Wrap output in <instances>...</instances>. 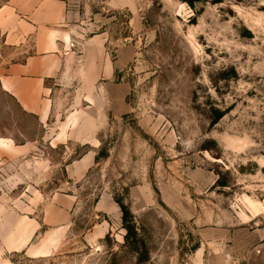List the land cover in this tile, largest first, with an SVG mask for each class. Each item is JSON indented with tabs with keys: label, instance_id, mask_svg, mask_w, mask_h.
Returning a JSON list of instances; mask_svg holds the SVG:
<instances>
[{
	"label": "rangeland",
	"instance_id": "374dc122",
	"mask_svg": "<svg viewBox=\"0 0 264 264\" xmlns=\"http://www.w3.org/2000/svg\"><path fill=\"white\" fill-rule=\"evenodd\" d=\"M15 3L0 0V264H264V0ZM56 39V76L4 90Z\"/></svg>",
	"mask_w": 264,
	"mask_h": 264
},
{
	"label": "crops",
	"instance_id": "0c3cea01",
	"mask_svg": "<svg viewBox=\"0 0 264 264\" xmlns=\"http://www.w3.org/2000/svg\"><path fill=\"white\" fill-rule=\"evenodd\" d=\"M22 0H16V3L12 5L13 10H17L20 7ZM37 2H34L31 4V8L27 7L26 12L24 13H32L33 16V23L34 24H46L47 21L43 20L46 18L45 13V4H39L38 6ZM9 9V7H6L5 9ZM5 9H3L1 12H3ZM75 17V14H69V17ZM8 32V31H7ZM6 32V33H7ZM59 34V33H58ZM60 35L62 37L68 38L70 37L71 33H66L65 31H61ZM10 33H7V37L9 38ZM64 39H60V43H56L58 39L55 41L50 42L49 47L44 45L42 42L38 43L36 45V49L38 53H42L41 57H35L30 56L26 59V61L23 64H18L11 66L10 69L7 71V76L2 80V86L4 90H6L8 93L15 95H21V94H27L30 92V90H27L25 87L29 85H38L43 87L44 82L48 78H53L57 75L59 72V69L62 65V58L63 56L59 57L58 55H55L56 52L59 49H65L66 44ZM63 40V41H62ZM53 54V55H48ZM58 59V60H57ZM111 71V70H110ZM114 70L108 73L109 76H113ZM100 77V76H99ZM25 110H28L34 114H38V112L35 110H29V108L24 107ZM38 110H40V107H38ZM91 161L84 160L83 163L78 162L76 165H72V168L69 170V173L73 177H80L84 175L88 168L90 167ZM104 235V234H103Z\"/></svg>",
	"mask_w": 264,
	"mask_h": 264
},
{
	"label": "trees",
	"instance_id": "16d2710c",
	"mask_svg": "<svg viewBox=\"0 0 264 264\" xmlns=\"http://www.w3.org/2000/svg\"><path fill=\"white\" fill-rule=\"evenodd\" d=\"M184 1H186V0H184ZM190 3V2H189ZM120 205V204H119ZM120 207L123 209V207H122V205H120ZM125 214L123 213V220H125Z\"/></svg>",
	"mask_w": 264,
	"mask_h": 264
}]
</instances>
